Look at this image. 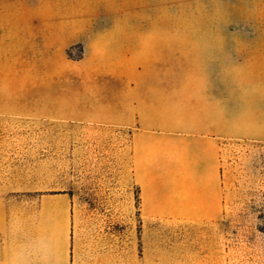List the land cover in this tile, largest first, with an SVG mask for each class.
I'll return each instance as SVG.
<instances>
[{"label":"rangeland","instance_id":"rangeland-1","mask_svg":"<svg viewBox=\"0 0 264 264\" xmlns=\"http://www.w3.org/2000/svg\"><path fill=\"white\" fill-rule=\"evenodd\" d=\"M232 9L229 0H0V109L8 113L0 117V183L28 193L68 192L71 181L80 188L84 171L75 170V161L85 160L82 149H65L60 137L66 135L59 133L57 149H46L52 133L44 138L37 118L68 119L70 113L86 110V101L89 113H115L137 67L143 76L145 67L153 66L151 76L172 83V99L182 101L166 121L153 118L165 115L167 106L148 108V129L204 131L197 111L204 96L197 72L198 39L212 60L217 51L210 37L218 28L222 35L264 33L257 20L234 23ZM236 44L222 43L220 57L247 49L246 43ZM220 77L223 83L232 81L227 71ZM188 101L194 106H185ZM88 136L100 141L110 137L115 144V135ZM226 148L221 152L225 228L158 218L157 264H264V143L229 141ZM120 150L88 149V160L113 162L112 170L99 166L91 172L96 178L112 173L122 182L125 225L130 227L140 224L138 212L132 211L134 197L138 207V189L130 150L123 155ZM11 204L2 225L28 232L50 225L39 202ZM102 220L97 224L116 223L115 218Z\"/></svg>","mask_w":264,"mask_h":264},{"label":"crops","instance_id":"crops-1","mask_svg":"<svg viewBox=\"0 0 264 264\" xmlns=\"http://www.w3.org/2000/svg\"><path fill=\"white\" fill-rule=\"evenodd\" d=\"M229 2L234 23L249 18L264 26V0ZM221 11L222 5L218 15ZM210 38L217 51L212 60L206 59L199 39L197 45V72L204 90L197 111L203 115L204 131H160L145 126L152 119L146 114L148 108L167 106L165 115L153 118L166 121L171 119L172 107L182 102L172 99V83H159L151 76V65L145 67L143 76L139 67L133 69L130 89L122 97L124 104L115 113L111 109L103 115L89 113L86 101V110L75 116L70 113L68 119L37 118L38 125L52 121L72 126L68 149H82L85 160L75 161V170L83 169L84 178L80 188L71 181L68 192L28 193L0 183V264H126V260L157 264L158 218L193 221L204 229L225 228L222 149H227L229 141L264 143V33L222 35L218 28ZM222 43L248 45L225 59L220 57ZM223 70L231 75V82L220 81ZM4 116L8 113L2 107L0 117ZM93 132L115 135V144L110 137L105 141L90 138ZM88 149H117L116 153L121 149V155L124 149L130 150L138 189V207L134 197L132 211L138 212L139 225H125L122 182L112 173L96 178L91 172L99 166L112 170L113 162L91 163ZM29 201L40 203L39 210L50 220L47 228L28 232L19 225L1 224L12 212L11 203ZM108 218H115L116 223L97 224Z\"/></svg>","mask_w":264,"mask_h":264},{"label":"trees","instance_id":"trees-1","mask_svg":"<svg viewBox=\"0 0 264 264\" xmlns=\"http://www.w3.org/2000/svg\"><path fill=\"white\" fill-rule=\"evenodd\" d=\"M39 127H40V130L42 131V133L44 135V138H45V134H51L52 133L50 135L49 141H47V144L45 143L46 149H57V145H58L57 134L58 133L66 135V136L60 137V140L63 141L61 143L64 144V146H66V147H64L65 149L69 148L70 139H71V131H72L71 130L72 126H70L69 123L45 121V122H41ZM65 144H67V145H65Z\"/></svg>","mask_w":264,"mask_h":264}]
</instances>
